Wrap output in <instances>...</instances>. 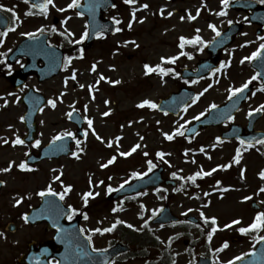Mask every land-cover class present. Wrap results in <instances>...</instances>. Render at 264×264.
Here are the masks:
<instances>
[{
    "label": "rangeland",
    "instance_id": "rangeland-1",
    "mask_svg": "<svg viewBox=\"0 0 264 264\" xmlns=\"http://www.w3.org/2000/svg\"><path fill=\"white\" fill-rule=\"evenodd\" d=\"M118 1L119 6L114 13L116 18L121 20V31L118 32L120 34L110 40L98 43L94 49L87 53L85 59L65 73L68 83L67 85L64 83L66 103L63 111L46 112L38 117L40 141L46 142L53 137L56 131H67L72 128L73 125L68 121L67 113L71 107L77 106L83 116L93 120V128L103 138V142L97 139L89 129V143H91L90 147L94 146L93 149L86 150L83 157L78 160L46 161L40 165L38 171L33 173V176H28L25 183L37 188L40 184L52 182L53 177L62 172L61 180L64 185L72 184L74 186L69 199L76 201L78 205L83 200V193L87 191L99 193L98 196L89 197V200L96 198L90 207V211L95 214V224L100 225L103 222V226L108 227L115 217H120L127 223L135 225V228L137 225L140 228L145 220H148L149 223V216L153 210L160 207L161 201L150 191V195L139 199L147 204V213L141 208L129 205L126 206L127 209L123 208L119 214H113L110 213L109 206L115 202L108 201L106 197L108 185L118 189L124 181L132 179L133 172H147V161L155 160L159 151L165 153L161 160L165 163L169 176L176 172L177 175L186 178L201 168L204 171L216 168L217 170L212 175L197 178L195 184L188 180H180L183 187L188 188L187 192L173 191L172 194L170 191L168 192L170 194L169 205L178 215L186 213V215L200 217V213L203 212L208 217L217 218L219 228L213 234L211 242L207 238L211 229L205 233V230L202 231V228H198V226L180 230L164 229L162 232H158L157 236L165 240L167 236L176 235L177 232H188L185 238L191 240L192 246L184 244L185 238L173 245L174 248L183 250L181 259L188 257L186 262L190 259L194 262L199 255H207L211 252L217 259L215 264H227V261L233 260L236 256H244L245 253L251 251L256 244L254 237L264 235V230L251 232V234H241L238 231L240 227H247L251 224L257 214L251 209L250 203L264 201V192L259 191L264 187V179L259 176V173L264 170V147L257 146L242 151L241 161L236 164L234 162L236 152L230 146H225L214 153L208 148V145L212 143V135L209 131H203L191 143L184 141L180 136H176L171 141L165 138L163 133L173 132L180 124L185 125L186 122L194 120V117L204 112L208 103L212 99H217L214 93H211L207 100L200 105L190 107L179 118L166 116L159 110L148 106L141 108L138 105L145 99L157 103L159 99L167 97L173 89H177L178 82L181 81V76L162 78L154 73L145 75V64L155 66L161 64V57L174 56L177 51L174 47L177 39L181 36H194L196 33L194 28H202V34L204 33V36L208 38L206 35H209L210 31L207 30L206 25L212 23L219 26L228 23L229 20L241 22L244 21L246 14L242 11L236 12L228 7L226 16L216 15L223 8L221 0H142L130 7L129 4L124 3V0ZM231 1L233 0H229V2ZM144 3L149 5L147 9L140 7ZM134 8L139 10L136 12V21L129 29L128 23L131 21V13ZM161 9L164 10L163 15H161ZM198 9L200 15L196 20L180 19L181 16L187 17L188 12L196 15ZM168 12H172L173 15L168 16ZM141 20L143 23L140 22ZM131 41H135V44ZM125 42L129 43L125 44ZM188 63L192 64V62ZM93 64L96 65L95 72L91 71ZM162 66L166 67L167 65L163 64ZM173 66L176 69L178 65ZM238 69H236V75L233 76L237 84L241 83L245 76L251 75V71L248 70L242 76H238ZM73 70L77 74L75 81L70 79ZM101 74L106 79L100 80ZM109 81H120V83H110ZM217 81L218 77L215 81L200 82L197 84L198 90H202L209 84H220ZM222 83L230 85L233 81L225 77ZM80 84H84L85 87L80 88ZM3 87L0 85V92ZM60 88L61 86L58 87V90ZM225 92L221 93L220 99L225 95ZM262 92L264 93V91ZM263 93L259 94L255 103H250L247 108L254 109L264 104ZM0 95H3L0 96V138L12 141L16 135L22 137L26 133L24 122L20 119L23 116L24 108L17 103L15 93L6 92L0 93ZM5 101L8 102L6 107L4 106ZM105 101L109 103H105ZM85 105H87L86 111ZM109 110H111L110 115L104 116L103 113ZM42 121L43 123H41ZM262 124H264V119ZM10 125L11 127H9ZM117 137L120 138L118 142ZM140 137L143 139L141 140ZM108 143H111L112 147H108ZM137 143L141 147L135 153L127 157L119 155L120 152L130 151ZM203 146L205 147L204 152H201L200 149ZM29 150L25 144L11 147L10 142L4 144L0 140L1 166L8 167L14 161L15 164L11 171L19 174L17 165L21 163L23 154ZM186 151L187 155H185ZM145 152L148 153V156L144 155ZM112 156H116L115 162L107 168H101L100 165L106 163ZM226 164H231V167L227 169L217 167ZM242 171L243 178H241ZM89 177L92 180L91 184ZM100 181L104 183L100 184ZM225 188L228 190L223 191ZM205 193H209V195H205ZM245 196H251L252 199L245 201L243 199ZM260 204L262 207L259 211H264V203ZM143 212L142 221L139 218ZM234 219L241 220V224L233 225L231 228L223 227ZM91 222L92 220L89 223ZM151 227L155 229L157 226L151 225ZM209 228L211 227L208 226ZM125 238L137 241L128 235ZM234 239L236 242H233ZM104 240H106L105 237ZM224 242H228L229 247L223 251H217ZM167 247H169V243L164 241L157 249L164 250ZM151 249V252L158 251L155 247ZM131 264H136V262L132 261Z\"/></svg>",
    "mask_w": 264,
    "mask_h": 264
},
{
    "label": "flooded vegetation",
    "instance_id": "flooded-vegetation-1",
    "mask_svg": "<svg viewBox=\"0 0 264 264\" xmlns=\"http://www.w3.org/2000/svg\"><path fill=\"white\" fill-rule=\"evenodd\" d=\"M32 2H41V0H32ZM70 2L71 0H55L58 7H66ZM0 4H3L6 8H13L15 13L20 17L19 21H14L12 19V13L0 11V32L8 31L9 28L15 29L14 31H8L6 37L0 36V40H3V43L0 44V53L6 54L0 55V85L4 86L1 88L2 92L0 93L12 91L19 92L23 95L30 88H34L43 92L47 97L46 104L43 108L44 114H46V112L53 113L63 111L65 100L63 96L61 97V93L58 90V87L63 85V73L43 81L39 79L37 74H31L26 77V79L23 78L24 84L19 86L20 78L22 81V77H20L19 80H14V77L25 68L29 60L22 52H20L21 54L18 56H15V53L20 44L29 38L25 35H21V33L35 32L36 29L41 26L50 29L51 25H56L58 29L57 32H52L50 30L46 32L48 34V43L61 48L65 56L72 55L74 58H79V49H81L82 42L80 44H71L64 36L59 34L60 31H62L61 21L66 17H71L67 22L69 25L72 24L74 19L78 18L79 15L76 14L75 9L59 12L56 8L50 6L49 15L45 17L39 13V9H31V3H25V0H0ZM30 9L35 13L34 15L25 14ZM238 23L241 25L242 30L237 37V41L222 54V60L226 61H224V63L230 61V66L225 69L228 71L243 68L249 64L248 61H245L243 64H241L240 61L245 56H250L257 50L258 43L255 37L261 35L257 33L260 28L256 24H251L249 21H241ZM38 35L40 34L37 33V36ZM79 37L80 33L77 32L76 39H79ZM200 47V45L188 44V46L185 47V52L190 53L194 60L207 58L209 55L207 51H205V47L203 51H199L198 49ZM9 49H11L10 52L8 51ZM56 54H59L58 51ZM184 57L189 59L188 56ZM42 64V61L38 62V65ZM8 65H11V68H9ZM49 99H57V107L55 109L47 104ZM236 118L237 116L234 117L233 121L227 122L222 126L210 127L209 130L218 137L219 134L231 128V125H238L242 133L245 135L248 134V131H245L247 118L241 121ZM259 123L260 120L256 122L255 129L262 128ZM72 132L75 133V131ZM76 139L79 138L76 137ZM224 142L231 143L233 148L241 149V147H244V145L240 144L238 138L229 140L224 139L222 143ZM72 147L76 152L78 151V146L74 139H72ZM79 147L82 148V144H80ZM38 151L33 150L29 153L36 154ZM27 154L23 156L24 161ZM73 157L75 156H62L59 159ZM39 164H41V162ZM29 166L32 168L33 165L29 164ZM0 168H7L6 165L1 166V159ZM29 173H32V170H27L20 174L13 173L12 171L0 172V181L5 182L0 184V264H55L56 261H59V264H64V261H70L71 258L64 256V248L61 247V242H54L58 233V229L54 224L58 223L62 229H65L68 227V224L77 217H83V213H87L89 217L87 223H85L86 220L84 218L82 219L84 223L82 226L86 230L98 227L103 228V222L100 220L102 222L100 225L95 224V214L93 211H90L92 205L79 207L78 203L74 200H68L67 202L64 200V205H72L79 210L78 214L71 220H69L66 215L68 210H66L65 206L55 197L48 198L42 205V198L37 195V193L46 189L50 183L40 184L37 188H34L31 184L25 183L28 179L27 174ZM51 186L57 192L62 191L57 184H51ZM20 197L24 199L19 205H16L15 201ZM92 203L93 202H91V204ZM61 212L65 214L60 215ZM24 214H28V222H25L23 219ZM91 220L92 222L89 223ZM166 227L171 228L170 226ZM85 234L92 235V247L99 249H108L120 241L109 239L107 242L104 240V234L100 233L86 231ZM144 239L150 241L148 238ZM153 242H157L156 238L153 239ZM127 244L129 246V251L127 253H120V255L116 256L113 260L115 264H131L134 256H136L134 260L136 264H173V261L175 264H185L186 261L185 259H181L182 254L180 250L164 249L156 252L141 253L133 250L132 243L128 242ZM75 250L76 253L80 252L79 248ZM93 262L96 264V258Z\"/></svg>",
    "mask_w": 264,
    "mask_h": 264
},
{
    "label": "snow or ice",
    "instance_id": "snow-or-ice-1",
    "mask_svg": "<svg viewBox=\"0 0 264 264\" xmlns=\"http://www.w3.org/2000/svg\"><path fill=\"white\" fill-rule=\"evenodd\" d=\"M137 2H138V0H124V3L129 4V5H135V4H137ZM260 2L264 3V0H260ZM25 3H31V9H39V13L41 15L45 16V17H47L49 15L50 6L52 8H56L57 11H59V12H66L69 9H76V8H78L80 6V0H71V2L66 5V7H58L56 5V3H55V0H41V2H32V0H25ZM221 4L223 5V8L221 9V11L216 13V15H218V16H226L227 15V11L226 10L229 7V0H221ZM97 6L98 5L95 4V3L90 4V6H89V10L93 13V15L95 13V9H96ZM111 6L113 8L116 7L115 3H113ZM140 7L143 8V9H147L149 7V5L147 3H144V4L140 5ZM31 9L28 12H26L25 14L26 15H34L35 13H33L31 11ZM138 10L139 9H135V8L132 10L131 21L128 23V28L129 29L132 28V23L136 21V12ZM0 11H7V12L12 13V19L14 21H19L20 20V17L15 13L13 8H6L3 4H0ZM76 14L82 17L84 15V12L78 11ZM163 14H164V10L161 9V15H163ZM172 15H173L172 12H168V16H172ZM199 15H200V10L198 9L197 12H196V15H193L191 12H188L187 17L181 16L180 19L184 20L185 18H187L190 21H194V20L197 19V17ZM69 19H71V17H66L63 21H61V23L63 25H65V27L63 28L62 31H60L59 34L64 36L68 40V42L71 43V44H80L82 41L87 39L88 36H89L88 25L87 24L85 25V31L79 37V39H73V37L75 36V33H73L70 29H68L66 27L67 22H68ZM112 19H113V21H114V23L116 25H119L121 23V20L117 19L116 17H113ZM140 22L143 23V20H141ZM228 24L229 25L233 24V21L229 20ZM208 27L215 33V35L217 37L222 35L221 31L217 28L216 24L210 23L208 25ZM105 28H106V26H98L97 31H96V35L98 37H103L105 35V30H104ZM14 30H15L14 28H9L8 29V31H14ZM49 30L52 31V32H57L58 31L56 25H51L50 29L46 28L44 26H41L40 28L36 29L35 32L21 33V35H25V36L29 37L30 39H36L37 38V33L43 35L45 32H47ZM8 31L0 32V36H5L6 37L7 34H8ZM115 31L119 32V31H121V29L119 27H116ZM199 32H200V29L197 28L196 29L197 35H195L194 37L187 38V37L181 36L180 37V42H179V48L181 50H183L185 48V45L192 44V45H200L201 47L198 50L199 51H203L204 47H206L208 45V43H211V42H205L202 39V37L199 35ZM260 39L264 40V36L260 37ZM2 43H3V40H0V44H2ZM127 43H129V42H125V44H127ZM131 43L135 44V41H131ZM136 46L139 47V45H136ZM8 51L10 52L11 49H9ZM0 55H6V54L0 53ZM83 55H84V49L81 48V49H79V58H83ZM179 56H188L189 59L192 58L190 53H186L184 51H181L179 53V55H177V56L161 57L160 58L161 59V64H157L155 66H152V65H149V64H145L144 65L145 75H149V74H152V73H157L163 78L164 76L169 75V73H173L175 76L179 77L181 74L179 72H177L174 68L162 66L163 64H175L176 61L179 59ZM257 58H264V43H261L259 48L255 52H253L250 56H245L240 61V63L243 64L245 61H253V60H256ZM73 59H74V57L72 55L65 56L63 58V60L61 61L62 67L67 69L72 64ZM229 66H230V61L227 62V63H222L219 68H216V69L213 70V74H215L217 72H220L222 69H227ZM8 67L11 68V65H8ZM91 71H93V72L96 71V65L95 64H93ZM260 76H261V72H257L248 81H246L245 83L241 84L239 87H230L228 89L229 99L231 100L233 97L237 96V94L243 93L246 89L249 88V85L254 80H257ZM70 79L73 80V81H75L77 79V74H76L75 70H73ZM99 79L100 80H104L106 78L101 74ZM109 82L110 83H120V81H109ZM188 82H190L192 84H195V83L198 82V80L186 81V83H188ZM64 83H65V85H67L68 80L65 79ZM97 83H99V81H97ZM79 87L80 88H84L85 85L84 84H80ZM211 87H212V85L209 84L208 88H211ZM89 88L91 89L92 86L90 85ZM208 88H205L202 92H200L199 94L194 96L193 99H192V103H195L196 101H198L199 98L202 95H204L205 92L208 91ZM258 90L259 91H264V85H262L261 88L258 89ZM10 95H12V94L10 93ZM60 95L62 97L64 95V93H61ZM253 95H255V92H253ZM7 103L8 102L5 101V105H4L5 107L7 106ZM105 103H109V102L105 101ZM47 104L50 105L53 109H55L57 107V99H49L47 101ZM138 106L141 107V108H143L145 106H148V107L153 108V109H157V108L161 107L160 105H158L157 103H155L154 101H152L150 99L143 100ZM188 107H189V105L185 104V106H184V111L185 112L187 111ZM218 107L219 106L217 104H215V103H213V104H211L209 106L210 109H217ZM84 108H85V111H86L87 110V105H85ZM39 110L41 112H43L44 109L40 108ZM76 111H77V109H75V107L73 106L72 111L67 113L69 119H71L73 117V113L76 112ZM110 111L111 110L104 112L103 115L104 116L110 115ZM254 112L255 113H264V104H261L256 109L250 110L249 113H248L249 117H251L254 114ZM165 114L167 115V110H165ZM204 114L205 113L202 112V113L199 114V116H196L193 119L199 120L200 116H203ZM20 119L23 121V120H25V117L21 116ZM83 119L87 121L88 129H90L92 131V133L94 135H96L97 139H99V140H101L103 142V138L100 137L99 134H97L95 132V129L93 128V120L88 118L87 116H84ZM226 119L233 120L234 116L229 115V116L226 117ZM41 123H43V121ZM186 123H190V122H186ZM9 127H11V125ZM183 128H184V125L180 124L173 132H171V133L165 132V133H163V135L165 136V138L167 140L171 141L176 136H183L184 135V131L182 130ZM84 136L85 137L88 136V131L87 130L84 132ZM66 137H72V139L76 140V144L78 146V151L77 152H73L72 155L75 156L77 159H79L80 158V152H83L84 149L79 147V145L82 142L79 139H76L75 133L70 132V131H63V132L53 136L51 143L53 145H55L57 141H62ZM116 139H117V142H118L120 138L117 137ZM140 139L142 140L143 137H140ZM216 139H217L218 142H221V143L223 142L220 137H217ZM0 140H2V142L4 144H8L9 143V140L6 139V138H0ZM25 142L26 141L24 139H22L19 135H16L15 139L11 141V144L13 146L24 145ZM40 143H41L40 140H36L35 141V147H39ZM246 143L248 144L249 147H254L255 146L250 141H245L243 139H240V144L241 145H245ZM256 143H258L260 145H264V139H259V140L256 141ZM107 146L108 147H112V144L108 143ZM60 147H61V150L64 149L63 145H61ZM140 147H141V145L139 143H137L130 149V151L120 152L119 155L122 156V157L130 156L133 153H135L137 151V149H139ZM200 151L204 152V148L202 147L200 149ZM144 155L147 156L148 153L145 152ZM185 155H187V151L185 152ZM157 156H159L161 159H163L164 156H165V153L158 152ZM241 158H242V153H241L240 149L238 148L237 151H236V156L234 157V162L236 164H239L240 161H241ZM115 160H116V156H112L106 163H102L100 165V167L101 168H107L109 165L113 164L115 162ZM192 162L194 163L195 161L193 160ZM14 164H15V162L13 161V162H11L9 164V166L7 168H0V172H9V171H11V168L13 167ZM147 164H148V172H151L156 167V165L153 163L152 160H148ZM17 166L21 170H28V171L33 170V169L30 168V166H29L27 161H23ZM217 167L218 168L227 169V168L231 167V164L218 165ZM216 170H217L216 168H213V169H211V171H204L203 168H201L200 170L196 171L194 174H192V175H190V176H188L186 178L183 177V176H180L179 179L180 180H188V181H191L193 184H195L196 181H197V178H202L204 176H210ZM53 171H55V170H53ZM147 174H148L147 172H145V173L133 172L132 176L135 177V178H142L143 176H146ZM62 175H63V173L61 172L59 175L54 176L53 179L56 180V181H61ZM243 175H244V173L242 171L241 172V178H243ZM172 176L173 177H177V173L173 172ZM259 176L261 177V179H264V170H262L259 173ZM3 183H5V182L4 181H0V184H3ZM61 183H62V181H61ZM89 183L90 184L92 183L91 177H89ZM103 183H104L103 181H100V184H103ZM127 183H128V181H124V183H122L119 186L118 189H114V188H112L111 185H108L107 186V191H108L109 194L112 193L113 191H119L120 189H123L124 185L127 184ZM217 183H219V182H217ZM72 187L73 186L70 185V184L69 185H64L63 190L57 192V191H55L53 189L51 184H49L46 189L39 191L37 193V195H39L41 198H44L46 196H55V197H58L60 201H64L65 197L72 191ZM174 190L175 191H180V190H182V186H181V188H177V189H174ZM227 190L228 189H226V188L223 189V191H227ZM159 191H160V189H157V192H159ZM259 191L260 192H264V187L260 188ZM146 194L147 193H140V195H146ZM98 195H99L98 192L94 193L93 191H87V192L83 193L82 199H83L84 205L87 206L88 201H89V197H94V196H98ZM205 195H209V193H205ZM23 199H24L23 197H20V198L16 199V201H15L16 205H19L23 201ZM243 199L245 201H247V200H251L252 197L251 196H245ZM260 203H264V201H261ZM67 207H68V212L66 213V215H67V218L69 220H71V219H73L74 216H76L78 214L79 210L76 209L75 207H73L72 205H68ZM141 208H144V206L141 205ZM122 210H123V208L120 205H118L116 208H113L114 212L122 211ZM162 211H163V209L153 210L152 218H155L156 216H158L159 213L162 212ZM189 211H192V209H189ZM64 214L65 213H63V212L60 213V215H64ZM185 215H186V213H185ZM200 215L203 218V221H204L205 224H209V221H210L211 225L213 226L211 228V232L208 234V237H207L208 241L211 242V240L213 238V234L219 228V225L217 223V218L216 217H208L203 212H201ZM83 218L85 220H87L89 218L88 214L87 213H83ZM23 219L25 220V222H28V220H29L28 214H24ZM174 223H178V221L174 222ZM190 223H194V222L190 221ZM122 224H126L128 228H134V225H132L130 223H127L126 221L117 218L116 221L110 227H105V228H99L98 227V228L90 229V230H86L84 228H80L79 232L80 233H85L87 231V232H92V233L104 234V233L113 232L118 225H122ZM239 224H241V220L234 219L230 223L225 224L223 227L224 228H231L233 225H239ZM54 226L57 227L58 231H64V229H62L58 223L54 224ZM160 226L164 227V224L161 223ZM147 227H149V223H148V220H145L143 226L141 228L136 229V230L137 231H142L144 228H147ZM261 230H264V211L257 212L256 216L254 217L253 222L251 224H249L247 227H240L238 229V231L241 234H248L250 232H259ZM86 239H87V241L89 243H91L92 242V235H87ZM157 239H160V238L157 237ZM254 239L256 240L257 243H260V242L264 241V235L256 236V237H254ZM170 240H171V238H170ZM169 243H170V241H169ZM228 247H229L228 242H224L222 247L217 249V251H223L224 249H226ZM92 251L103 254V253L107 252V249H99V248L93 247ZM244 255H247V253H245ZM243 258H244V256H236L233 260L227 261V264H236L237 261H240ZM55 264H59V261H56ZM100 264H115V261H109L107 259H104L103 261L100 262ZM173 264H175L174 261H173Z\"/></svg>",
    "mask_w": 264,
    "mask_h": 264
},
{
    "label": "water",
    "instance_id": "water-1",
    "mask_svg": "<svg viewBox=\"0 0 264 264\" xmlns=\"http://www.w3.org/2000/svg\"><path fill=\"white\" fill-rule=\"evenodd\" d=\"M241 2V1H240ZM240 2H237L236 4L240 3ZM95 3L98 5L95 9V13L93 15V13L89 10V7L87 9V11L89 13H91V16H92V23L94 24H97L98 22H100L102 19V14H103V8L101 6V4H99L98 0L95 1ZM110 3L111 1H106V5H109L110 6ZM244 3H252L253 2H245L243 1V4ZM113 4V3H112ZM111 4V5H112ZM252 4H248L246 6H249V7H246V9H250V8H253L254 10V14L253 16H260V15H263L264 16V8H260V6H257V5H252ZM237 8V7H236ZM253 19H251L252 21ZM113 26V27H112ZM115 29V26L114 25H111V26H108V34H111L113 32V30ZM97 30V25L95 27H93L92 31L90 32V35H93V32ZM163 105H167V102L166 101H163L162 102ZM33 134V131L31 132V135ZM56 151V150H55ZM255 207V206H254ZM262 261H264V241L261 242V246L258 248V250L254 253V254H251L250 257L244 259V260H241L239 263H236V264H251V262H254L255 264H261Z\"/></svg>",
    "mask_w": 264,
    "mask_h": 264
}]
</instances>
